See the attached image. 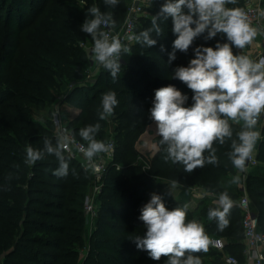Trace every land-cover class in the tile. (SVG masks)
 Wrapping results in <instances>:
<instances>
[{
    "label": "trees",
    "instance_id": "obj_1",
    "mask_svg": "<svg viewBox=\"0 0 264 264\" xmlns=\"http://www.w3.org/2000/svg\"><path fill=\"white\" fill-rule=\"evenodd\" d=\"M129 1L119 0L115 8H109L104 0H0V264H165L167 258L154 261L133 241L146 231L139 216L153 193L161 196L169 210L188 205L194 188L216 194L226 191L232 201L238 197V188L230 183L238 175L227 156L231 141L214 145L219 166L206 164L192 173L185 172L181 164L164 160L166 146L160 145L157 134L152 136L157 150L149 157L138 160L135 146L153 122L150 109L155 91L174 85L188 97L185 106L190 107L193 93L173 78L174 69L188 66L195 58V48H214L218 42H227L226 36L217 34L209 40L204 33L187 53L176 50V59L170 62L177 37L168 18L159 21L163 35L152 33L155 46L148 48L135 41L126 44L130 52L122 54L116 80L99 65L95 77L87 82L93 41L81 26L91 18L88 8L96 5L102 12L111 11L119 25ZM165 2L152 0L147 9L151 16H141L136 35L151 27V17ZM233 52L238 54L235 49ZM110 90L116 92L119 103L114 114L101 121V98ZM60 102L79 109L67 116V121L74 137L85 145L79 131L89 124H101L96 138L105 143L109 131L113 134L114 156L106 163L95 228L87 237L83 200L90 186V171L82 160L64 152L69 163L64 178L52 174L58 167L54 155L46 154L35 164L25 162L29 144L40 150L45 139L56 144L50 113ZM34 109L47 113L45 124L33 118ZM232 127L235 139L241 125ZM260 133L256 150L259 164L247 172L245 186L264 232V119ZM216 207V201L208 196L197 198L195 207L188 205L187 219L201 222L209 240L222 238L223 252L241 260L244 238L240 208L233 203L229 224L221 231L215 220L207 218L209 209ZM219 254L209 246L207 252L196 255L203 264L208 255H213L212 263H218Z\"/></svg>",
    "mask_w": 264,
    "mask_h": 264
},
{
    "label": "clouds",
    "instance_id": "obj_2",
    "mask_svg": "<svg viewBox=\"0 0 264 264\" xmlns=\"http://www.w3.org/2000/svg\"><path fill=\"white\" fill-rule=\"evenodd\" d=\"M236 3L237 0H166L159 13L151 17L150 28L126 37L129 42L135 41L151 48L157 44L152 33L163 35L159 21L171 18L177 37L173 41V52L169 54L171 62L176 59V50L187 53L195 39L204 33H207L205 38L209 40L217 34L226 36L227 42H218L214 48H195V58L190 60L188 66L174 69L173 78L183 82L193 93L190 107L185 106L188 97L174 85L155 91L150 118L156 123L160 145L166 146L164 160L183 165L187 173L206 164L219 166L214 145H224L227 141H231L228 159L235 169L242 172L261 138L256 126L264 116V57L252 59L246 54H235L233 47L243 50L262 33L252 26L242 8L227 7ZM104 4L115 8L119 0H104ZM87 11L91 18L85 20L81 30L89 34L93 41L90 59L102 65L116 80L122 67L121 56L130 52V48L122 43L119 35H110L109 31L104 30L116 27L111 11L102 12L96 5ZM260 15L264 16V12H260ZM161 50L164 51L163 46ZM118 103L115 91L104 93L98 111L99 120L111 117ZM233 124L241 125L235 139ZM100 128L101 124L95 123L80 129L79 136L87 142L85 147L76 143L73 134L58 126L56 144L45 139L43 150L34 149L29 144L25 150V162L35 164L46 154L54 155L58 167L52 174L64 178L69 173L64 152L71 145H75L89 163L111 149L110 144L96 138ZM239 182V175L233 176L230 181L232 184ZM176 183L173 181V184ZM203 195L210 193L205 191ZM216 203L218 207L210 208L207 218L209 221L215 220L218 230L222 231L229 224L227 217L233 201L225 191L219 194ZM187 211V204L167 209L161 196L153 193L141 209L139 219L146 231L143 237L133 239L137 248L147 251L154 261L167 258L165 264H202L196 254L207 252L210 240L201 222L187 219Z\"/></svg>",
    "mask_w": 264,
    "mask_h": 264
},
{
    "label": "built area",
    "instance_id": "obj_3",
    "mask_svg": "<svg viewBox=\"0 0 264 264\" xmlns=\"http://www.w3.org/2000/svg\"><path fill=\"white\" fill-rule=\"evenodd\" d=\"M152 0H130L126 7V14L121 24L116 25L114 29L105 28L110 32V35H119L123 44H131L126 37L129 35H136V24L146 12L148 8L151 7ZM242 9L248 14L249 19L253 27H256L262 33L264 31V16L260 15V12H264V9H261V6L255 0H246ZM259 46V55L258 59L264 57V34ZM92 47L89 46V51ZM91 53V52H90ZM99 64L91 60L90 69L87 71V79L92 80L93 77L97 74ZM92 69V72L89 71ZM91 74V76H90ZM61 102L57 103L54 107V110L50 113V120L52 122V127L54 133H57V127L59 126L62 129H66L68 133L72 134L70 128L68 127V119L64 113ZM264 119V116H261L256 130L260 132L261 121ZM110 133V131H109ZM262 138V137H261ZM260 138V139H261ZM77 144H82L85 147L83 142L75 138ZM112 147L107 153H101L94 160L89 163L86 158L80 153L75 145H71L68 150H65V154L71 157H79L85 168L90 171V178L92 180L88 192L84 196L83 200V209L84 212L89 214H94V199L97 194L100 193L102 187V179L106 170V163L113 159L114 156V139L110 137L107 142ZM141 158V157H140ZM142 159V158H141ZM259 164V161L256 158L255 152H253L252 158L246 162L245 170L240 172V182L237 184L239 191L238 197L233 201L241 211V225L243 230L244 245L242 249L243 259L240 260L238 257L231 253L223 252L224 251V241L220 237H211L209 246L221 253L219 262L213 264H264V232L259 227L258 215L253 207L251 200L248 197V194L245 190V178L247 172ZM119 168V166H116ZM193 194L196 197H204L202 191L198 189L192 190ZM210 195H207L214 201H217L219 194L210 192Z\"/></svg>",
    "mask_w": 264,
    "mask_h": 264
},
{
    "label": "rangeland",
    "instance_id": "obj_4",
    "mask_svg": "<svg viewBox=\"0 0 264 264\" xmlns=\"http://www.w3.org/2000/svg\"><path fill=\"white\" fill-rule=\"evenodd\" d=\"M256 2H258L259 4H260V6H261V9H264L263 8V3H262V0H255ZM245 2H246V0H244V3H243V0H242V2L239 4V5H237V6H235V7H239V8H241L244 4H245ZM232 8H234V7H232ZM147 11V10H146ZM144 15H147L148 17H150L151 15H150V13H148V11L147 12H145V14ZM263 21H264V19H263ZM263 34H264V31L262 32V34H259V35H257V37L255 38V40H256V43H257V45H258V43L260 42V40L262 39V37H263ZM259 47V46H258ZM233 49H235L234 47H233ZM236 50V52L238 53V54H246V55H249L252 59H258V55H259V53H258V50H257V48L255 49V47H254V45H253V43L250 45V46H247L245 49H243V50H237V49H235ZM90 55H91V53H90ZM90 60H92V59H90ZM90 69V68H89ZM90 72H92V69L89 71V73ZM90 76H91V74H90ZM89 79L90 78H88L87 79V77H86V80H87V82H89ZM62 108H63V110H64V113H65V115L66 116H72V115H75V114H77V113H74V112H77V111H74V109L72 108V107H70V106H68V105H66V104H64L63 103V105H62ZM45 116H48L47 115V113L45 112V111H43V110H40V109H34V111H33V118L35 119V120H37V121H39V122H41V123H43V124H45V121H44V117ZM70 119V118H69ZM68 119V120H69ZM150 132H152L153 134H154V131L153 130H150L149 132L148 131H146L144 134H143V136H142V138H141V140L135 145L136 146V149H137V151H138V160H142L141 158L143 157V156H150V152L153 150V149H151V148H153L152 146H153V140H152V136L151 135H149L150 134ZM110 135H108V139L110 138V137H112L111 136V134H112V130H111V132L109 133ZM113 135V134H112ZM113 138V137H112ZM257 148H258V144L256 145V150H257ZM256 154V153H255ZM141 157V158H140ZM77 159H79V157H76ZM89 181H90V184H91V182H92V180H91V178H89ZM236 185V188H237V184H235ZM88 190H89V188H88ZM88 190H87V192H88ZM245 190H246V192H247V189H246V186H245ZM173 192H175V193H177V190L175 189V190H172ZM86 192V193H87ZM248 194V193H247ZM97 197H98V194H97V196H96V198L94 199V210H95V213L94 214H89V213H86V212H83V214H84V218H85V235H86V237L89 235V234H91V231H93L94 230V228H95V221H96V218H97V215H98V209H99V203H98V201H97ZM248 197H249V195H248ZM197 198H200V197H196V195L195 194H193V192L192 193H190V197L188 198V205H189V207L190 208H193V207H195L196 206V204H197ZM249 199H250V197H249ZM251 200V199H250ZM251 202H252V200H251ZM252 204H253V207H254V209H255V211H257L256 210V208H255V204L252 202ZM83 211H84V209H83ZM257 213V212H256ZM212 257V258H211ZM219 258H220V256H219ZM214 260V257H213V255H208V257L206 258V262L205 263H203V264H213L212 263V261Z\"/></svg>",
    "mask_w": 264,
    "mask_h": 264
},
{
    "label": "crops",
    "instance_id": "obj_5",
    "mask_svg": "<svg viewBox=\"0 0 264 264\" xmlns=\"http://www.w3.org/2000/svg\"><path fill=\"white\" fill-rule=\"evenodd\" d=\"M263 8H264V4H263ZM253 45H254V47H255V49L257 48V50H258V53H259V47H258V45H257V43H256V40H254L253 41ZM74 109V111H77V112H74V113H78V111H79V109L78 108H73ZM150 130H153L154 131V134L152 133V132H150V134L149 135H151V136H153V135H155L156 134V131H157V126H156V123L153 121L149 126H148V128L146 129V131H150ZM145 131V132H146ZM144 132V133H145ZM143 133V134H144ZM143 134L141 135V137H140V139L142 138V136H143ZM260 141V140H259ZM259 141L257 142V144H259ZM153 144V148H151V149H153L150 153L151 154H153L156 150H157V144L155 143V142H153L152 143ZM256 144V145H257ZM255 153H256V148H255V151H254ZM174 193V195L176 194L175 192H173ZM225 253V252H224ZM219 256H220V254H219ZM242 256H243V254H242ZM212 258V257H211ZM242 259H243V257H242ZM241 259V260H242Z\"/></svg>",
    "mask_w": 264,
    "mask_h": 264
}]
</instances>
